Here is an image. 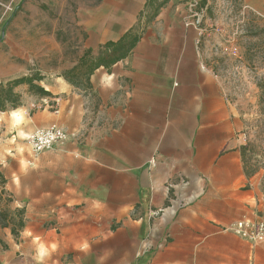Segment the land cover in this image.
Wrapping results in <instances>:
<instances>
[{"label": "crops", "instance_id": "crops-1", "mask_svg": "<svg viewBox=\"0 0 264 264\" xmlns=\"http://www.w3.org/2000/svg\"><path fill=\"white\" fill-rule=\"evenodd\" d=\"M202 2L88 8L79 60L128 34L138 41L87 87L62 76L43 85L50 96L35 113L3 126V157L39 129L58 126L68 138L3 165L8 207L25 214L17 236L0 224V264H264V243L234 232L262 217L264 196L243 160V119L201 59L193 17Z\"/></svg>", "mask_w": 264, "mask_h": 264}, {"label": "rangeland", "instance_id": "rangeland-1", "mask_svg": "<svg viewBox=\"0 0 264 264\" xmlns=\"http://www.w3.org/2000/svg\"><path fill=\"white\" fill-rule=\"evenodd\" d=\"M97 1L101 0H0V83L31 77L34 85L43 87L71 69L87 39L81 22ZM157 12L156 6L150 8L149 16ZM194 12L202 28L201 59L243 119V160L247 173L259 178L264 196V93L258 86L264 82V0H206ZM16 91L22 106L0 112V132L3 126L25 123V118L15 122V111L23 116L24 110L27 118L28 108L30 114L38 109L34 104L42 96L26 85ZM26 138L14 142L6 157L0 156V194L3 165L13 167L18 157L26 163L34 155ZM2 206L12 215L18 210L5 202Z\"/></svg>", "mask_w": 264, "mask_h": 264}, {"label": "trees", "instance_id": "trees-1", "mask_svg": "<svg viewBox=\"0 0 264 264\" xmlns=\"http://www.w3.org/2000/svg\"><path fill=\"white\" fill-rule=\"evenodd\" d=\"M206 0H203L205 4ZM152 5L150 8H153ZM138 37L133 34L126 35L119 43H108L105 45L104 50L100 51L97 56L93 54L92 50H87L82 58H80L77 65L70 70L66 71L62 77L75 87H87L90 85L92 75L101 67H111L118 61L124 59L137 43ZM34 80L31 77H25L7 83H0V112L4 113L9 110H17L22 106L21 95L16 91L20 86H29L30 92L35 91L40 96H50L43 87L34 85ZM261 93H264V82L259 83ZM262 99V98H261ZM262 101V100H261ZM247 147L242 148L243 156L246 154ZM6 181L2 176L1 186ZM5 191L2 190L0 194V224L2 227H11L12 234L17 236L24 227V214L23 209L16 211L12 215L8 208L2 206L5 202L6 206L11 202L7 197L4 198Z\"/></svg>", "mask_w": 264, "mask_h": 264}, {"label": "built area", "instance_id": "built-area-1", "mask_svg": "<svg viewBox=\"0 0 264 264\" xmlns=\"http://www.w3.org/2000/svg\"><path fill=\"white\" fill-rule=\"evenodd\" d=\"M193 19L196 20V26L201 28L200 18L194 13ZM68 138V133L58 126H51L36 130L26 138V142L34 155H40L43 152L51 151L61 145ZM150 166L155 167V159L150 161ZM234 232L240 237L252 243H264V214L256 222H240L234 228Z\"/></svg>", "mask_w": 264, "mask_h": 264}, {"label": "bare ground", "instance_id": "bare-ground-1", "mask_svg": "<svg viewBox=\"0 0 264 264\" xmlns=\"http://www.w3.org/2000/svg\"><path fill=\"white\" fill-rule=\"evenodd\" d=\"M13 114H14V118H15V120H16L17 122L22 121L23 116H21V112L18 113L17 111H15Z\"/></svg>", "mask_w": 264, "mask_h": 264}]
</instances>
